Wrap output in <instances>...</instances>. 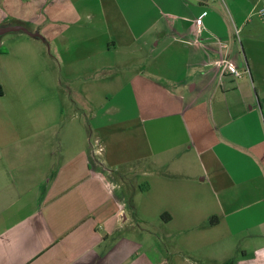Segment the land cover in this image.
<instances>
[{
  "label": "crops",
  "instance_id": "0c3cea01",
  "mask_svg": "<svg viewBox=\"0 0 264 264\" xmlns=\"http://www.w3.org/2000/svg\"><path fill=\"white\" fill-rule=\"evenodd\" d=\"M262 9L0 0V27L30 34L16 30L0 53V264H264ZM150 31L166 83L117 70L128 67L118 51L143 50ZM222 59L250 82L224 73ZM31 60L50 76L37 80V110L21 75Z\"/></svg>",
  "mask_w": 264,
  "mask_h": 264
},
{
  "label": "rangeland",
  "instance_id": "374dc122",
  "mask_svg": "<svg viewBox=\"0 0 264 264\" xmlns=\"http://www.w3.org/2000/svg\"><path fill=\"white\" fill-rule=\"evenodd\" d=\"M93 8H94V13L96 16V29L99 28L101 26V20L99 17H97L98 15V10H97V6L95 3H93ZM72 22H62L61 23V28L65 31V29L68 28V26H71ZM9 27H15V26H1L0 28H9ZM102 28V26H101ZM15 31H9L7 33H4L2 35H0V48H6L8 45L10 46V43H8V40H10V38H13V36H15L16 33H14ZM17 32V31H16ZM157 37H154V35L150 32H148L146 34L145 37H143L141 40L145 41L147 43V45L145 47H143V50H139V47L136 46L132 49L131 53H124L123 50H119L117 55V58L119 60H122V62L124 61L125 63H127V68H123L120 67L117 70H120L121 73H123L124 75H130L132 73H137V74H143L147 77H155L153 79L157 80L160 79L162 81H164V83H166V81H168V79L166 78V76L164 75L166 72H168V67L164 68L161 65H166L164 62V56L165 54V50L163 49V45H160L159 47L155 48L156 46H154L155 42L157 41ZM32 43L30 44H34L35 46H39L38 42H34L30 41ZM17 44V42H15ZM238 54V59L245 65L246 60V54L240 51L237 53ZM2 60H6V57H0V62ZM34 60H31L30 63L28 64V66L24 69L21 70V75L27 76L30 79V84L25 86V94H31V101H30V106L29 109L31 110H37L39 108V105L43 104L44 102L42 101V90H40V85L38 84L39 82L37 81L40 78H50L49 73H48V69L45 68V72L43 70V65L42 62H32ZM154 61L157 62L156 65H154ZM174 64L169 68L170 73L172 76L174 77H178L180 75V72L178 69L173 67ZM238 68V67H237ZM238 70L240 71L241 75L239 78H235L233 77L235 80H245V81H249L251 80V77L249 75L248 72L244 71L243 69L240 70V68H238ZM1 71V68H0ZM19 72V70H17ZM55 75V74H54ZM53 76V74L51 75ZM191 78L194 76L193 71L190 74ZM166 79V80H164ZM193 79V78H192ZM189 80H187L188 82ZM194 83V81L190 82L188 85L184 84V86L186 85L187 90H189L191 88V85ZM170 87L171 84H169ZM63 92V91H62ZM65 91L62 93V99H63V104L65 107V111H67L70 106L72 105L70 98H67V96L65 95ZM252 93L254 94V90L252 87ZM41 99V100H40ZM111 99V98H110ZM108 99V100H110ZM114 103H116V101H114V99L111 100V105H113ZM129 103V104H128ZM126 103L127 104V111H129L131 108V104L130 102ZM257 101H256V107H257ZM76 119L80 120V121H84L85 124H89L90 119L88 120V118L86 119L85 117H83V112L82 111H77V115H76ZM87 121V122H86ZM91 122V121H90ZM93 124H95V122H93ZM90 125V124H89ZM87 135V134H86ZM237 257V256H236ZM226 264H232V261H228V263Z\"/></svg>",
  "mask_w": 264,
  "mask_h": 264
},
{
  "label": "built area",
  "instance_id": "2783aa9c",
  "mask_svg": "<svg viewBox=\"0 0 264 264\" xmlns=\"http://www.w3.org/2000/svg\"><path fill=\"white\" fill-rule=\"evenodd\" d=\"M261 17L264 19V9H262L260 12ZM217 67L222 68V71L224 73H228L229 75H232L235 78H239L241 73L238 70L237 66L234 65L232 62L227 61V60H220L215 63Z\"/></svg>",
  "mask_w": 264,
  "mask_h": 264
},
{
  "label": "water",
  "instance_id": "95a60500",
  "mask_svg": "<svg viewBox=\"0 0 264 264\" xmlns=\"http://www.w3.org/2000/svg\"><path fill=\"white\" fill-rule=\"evenodd\" d=\"M16 30H23L24 32H26V30L22 27H9V28H0V35L7 33L9 31H16ZM28 33V32H26ZM29 34V33H28ZM30 35V34H29Z\"/></svg>",
  "mask_w": 264,
  "mask_h": 264
},
{
  "label": "trees",
  "instance_id": "16d2710c",
  "mask_svg": "<svg viewBox=\"0 0 264 264\" xmlns=\"http://www.w3.org/2000/svg\"><path fill=\"white\" fill-rule=\"evenodd\" d=\"M0 53L1 54H5L6 53V50L4 48H0Z\"/></svg>",
  "mask_w": 264,
  "mask_h": 264
}]
</instances>
